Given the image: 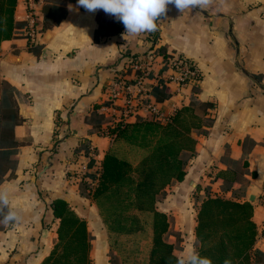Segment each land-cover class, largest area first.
<instances>
[{
    "label": "crops",
    "instance_id": "0c3cea01",
    "mask_svg": "<svg viewBox=\"0 0 264 264\" xmlns=\"http://www.w3.org/2000/svg\"><path fill=\"white\" fill-rule=\"evenodd\" d=\"M34 9L42 28L39 41L27 46V8L17 0L18 24L0 44V110L15 104L18 116L13 126L16 161L4 168L0 188L9 190L22 217L0 230V264H41L49 256L58 241L59 220L50 206L55 198L65 199L85 220L93 264H111L107 253L114 235L88 190L96 184L106 152L135 166L145 149L100 135L95 119L118 112L109 101L115 71L129 55L150 52L154 77L147 83L163 81L171 91L163 101L151 96V102L166 114L190 103L212 104L200 113L202 126L191 131L193 154H181L190 156L183 179L167 185L157 201L172 219L166 235L173 237V227L183 237L175 255L195 247L197 207H189L193 191L202 198L249 201L257 228L254 249L264 253V0H214L206 10L183 13L168 5L157 21L158 31L126 38L122 22L102 9L89 13L77 0H35ZM172 55L192 60L201 80L186 85L167 81L165 58ZM123 116L115 122L131 124L148 115L140 108Z\"/></svg>",
    "mask_w": 264,
    "mask_h": 264
},
{
    "label": "trees",
    "instance_id": "16d2710c",
    "mask_svg": "<svg viewBox=\"0 0 264 264\" xmlns=\"http://www.w3.org/2000/svg\"><path fill=\"white\" fill-rule=\"evenodd\" d=\"M16 5L17 0H0V44L13 36L18 24L14 18ZM150 94L156 101H163L170 97L171 91L159 81L151 87ZM200 104L202 113L212 107L208 102ZM193 107L194 103H190L176 109L164 123L148 115L131 124L116 122L105 131L100 125L95 127L100 135H115L145 149L135 166L113 151L106 152L100 170H96L99 172L96 184L93 189L88 188L113 235L133 236L145 229L150 231V246L144 264H176L174 245L164 238L169 220L167 214L157 208V201L167 185L183 179L182 152L188 151L191 155L194 152L195 140L191 131L202 126V117L193 112ZM0 118L1 182L4 168L11 167L16 161L13 138V126L18 120L16 105L1 109ZM105 204L109 206L108 214ZM50 206L53 216L59 220L58 241L41 264H91L90 236L85 220L77 216L63 198L53 199ZM144 214L149 215L145 224L142 221ZM252 216L253 206L249 201L206 195L196 213V251L210 258L213 264H224L225 259H230L231 264H263L264 253L254 249L257 228ZM5 227L0 224V230Z\"/></svg>",
    "mask_w": 264,
    "mask_h": 264
},
{
    "label": "built area",
    "instance_id": "2783aa9c",
    "mask_svg": "<svg viewBox=\"0 0 264 264\" xmlns=\"http://www.w3.org/2000/svg\"><path fill=\"white\" fill-rule=\"evenodd\" d=\"M27 8L25 38L28 47L34 46L42 36V28L37 21L34 4L35 0H24ZM153 53L142 55H129L126 65L120 70L115 71L111 89L109 92V101L112 105H118L123 108V114H131L143 109L147 115L155 116L162 123L167 122L176 109L170 113L162 111L155 103L150 101V90L154 83L145 86ZM165 66L170 71L167 81H176L179 85L197 84L201 78V72L196 64L183 56L172 55L165 58ZM130 70V74L126 71ZM147 100V102H143ZM141 106L140 108L138 106ZM260 204L264 208V189L260 196ZM260 234L264 236V221L260 226Z\"/></svg>",
    "mask_w": 264,
    "mask_h": 264
},
{
    "label": "clouds",
    "instance_id": "9594fccd",
    "mask_svg": "<svg viewBox=\"0 0 264 264\" xmlns=\"http://www.w3.org/2000/svg\"><path fill=\"white\" fill-rule=\"evenodd\" d=\"M214 0H77V4L87 12L94 13L102 9L114 16L125 26L126 36H138L142 33L158 31L157 21L166 14L168 5H174L181 13L189 9L206 10ZM69 11L74 6L68 5ZM76 11L79 9L76 8ZM22 221V217L10 200L8 189L0 188V224L15 226ZM176 264H213L208 257L201 256L195 247H190L186 254L176 258ZM224 264H231L225 259Z\"/></svg>",
    "mask_w": 264,
    "mask_h": 264
},
{
    "label": "rangeland",
    "instance_id": "374dc122",
    "mask_svg": "<svg viewBox=\"0 0 264 264\" xmlns=\"http://www.w3.org/2000/svg\"><path fill=\"white\" fill-rule=\"evenodd\" d=\"M130 70H127L126 73L130 74ZM154 76L151 74V70L149 71L148 78L152 79ZM148 83L146 82L145 86L148 87ZM144 103L147 102V100L143 101ZM141 107L140 105L138 106ZM116 110L118 112H108L105 114L103 118H96L95 123H99L100 126H104L101 128L102 130H106L107 127L115 124V119L122 118L125 119L126 117L123 116V108L120 106H115ZM203 110V106L201 104H195L193 107V112L195 114H200ZM99 120V121H98ZM206 120V119H205ZM206 122V121H205ZM102 124V125H101ZM195 130V129H192ZM105 133V132H104ZM190 154V153H189ZM190 156L188 153H184L182 156V159L184 160V168L188 162V158ZM138 156L136 157V159ZM85 176V175H82ZM83 178V177H82ZM91 179V178H90ZM80 183L85 186L86 188H89L87 182L85 180L80 181ZM210 195V194H207ZM235 194H231L230 196H233ZM203 195L196 194L195 191L191 194V203L189 205L190 208H195L200 205L199 203L204 199L202 198ZM162 196L160 195L159 198ZM199 204V205H198ZM106 213H110L108 204L104 205ZM108 210V211H107ZM197 210V209H196ZM149 215L144 214L142 221H144V224L146 223V219ZM168 220L169 216L167 215ZM172 221L170 218L169 222ZM172 223V222H171ZM169 233L173 236L171 239L169 238V234H165L164 238L166 241L172 243L174 247H179L180 242L183 240V237H181V232L174 230L173 227L170 229ZM91 236V235H90ZM92 238V236H91ZM111 242V251L107 253V256L109 257L111 264H144L147 258L148 249L150 246V231L148 229H145L141 231L140 233L133 235V236H126V235H118V236H111L110 238ZM195 249L197 250L198 243L195 242ZM93 261V260H92ZM91 263L93 264V262Z\"/></svg>",
    "mask_w": 264,
    "mask_h": 264
}]
</instances>
